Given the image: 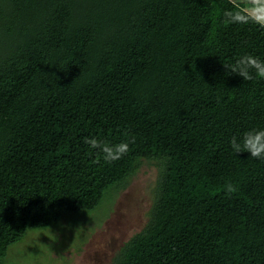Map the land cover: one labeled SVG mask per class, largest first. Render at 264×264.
<instances>
[{"label":"trees","instance_id":"1","mask_svg":"<svg viewBox=\"0 0 264 264\" xmlns=\"http://www.w3.org/2000/svg\"><path fill=\"white\" fill-rule=\"evenodd\" d=\"M209 1L0 0V264H39L17 251L29 230L95 211L144 166L148 220L111 264H264V160L230 145L264 79L228 76L239 56L188 28ZM231 30L244 55L264 42ZM93 136L135 143L108 165Z\"/></svg>","mask_w":264,"mask_h":264},{"label":"rangeland","instance_id":"2","mask_svg":"<svg viewBox=\"0 0 264 264\" xmlns=\"http://www.w3.org/2000/svg\"><path fill=\"white\" fill-rule=\"evenodd\" d=\"M227 8L220 6L217 0L209 1L198 17L192 19L188 28L202 35L207 44L219 53L228 52L240 57L244 55L243 46L246 42L236 31L231 30L232 25L224 24L223 12ZM248 26L254 35L264 39V29L254 24ZM262 48L264 42L257 41L251 52L246 54L255 56ZM239 116L245 118L242 126L253 125L256 129H264V108H244ZM156 174L155 168L144 166L126 190L117 197L115 193L113 199L105 200L95 211L69 212L56 226L29 230L25 241L17 249L19 255L27 263L35 259L39 264H111L116 252L148 220L147 212L152 204L148 189ZM86 222H92L90 225L93 229L90 226L87 228L88 237L83 242L81 227ZM76 244L80 246L79 250L74 248ZM20 261L22 259L17 262Z\"/></svg>","mask_w":264,"mask_h":264},{"label":"clouds","instance_id":"3","mask_svg":"<svg viewBox=\"0 0 264 264\" xmlns=\"http://www.w3.org/2000/svg\"><path fill=\"white\" fill-rule=\"evenodd\" d=\"M225 25L254 24L264 29V0H235L233 6L223 12ZM228 76L242 77L245 82L254 79H264V60L251 54H245L235 59L233 63H224ZM127 137L129 133L125 132ZM84 143L94 150L97 156L96 163L102 159L105 164L111 165L121 160L130 152V144L135 143V138L119 143H110L97 137H85ZM235 154L249 153L252 159L264 160V129H251L242 136H233L230 141ZM92 152H89L91 155ZM226 195L231 196L236 188L228 183L225 185Z\"/></svg>","mask_w":264,"mask_h":264},{"label":"crops","instance_id":"4","mask_svg":"<svg viewBox=\"0 0 264 264\" xmlns=\"http://www.w3.org/2000/svg\"><path fill=\"white\" fill-rule=\"evenodd\" d=\"M233 1V0H232ZM235 2V1H234Z\"/></svg>","mask_w":264,"mask_h":264}]
</instances>
